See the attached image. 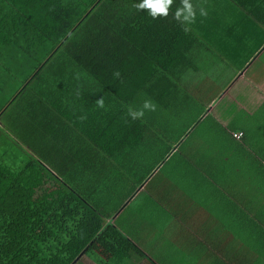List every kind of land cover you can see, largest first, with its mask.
Returning <instances> with one entry per match:
<instances>
[{
	"label": "trees",
	"instance_id": "obj_1",
	"mask_svg": "<svg viewBox=\"0 0 264 264\" xmlns=\"http://www.w3.org/2000/svg\"><path fill=\"white\" fill-rule=\"evenodd\" d=\"M135 2L0 0V86L10 92L0 104V264H124L136 249L109 219L145 176L117 183L110 161L126 163L148 128L129 106L145 98L162 113L190 97L176 77L193 39L173 7L153 19ZM82 121L85 134L73 135Z\"/></svg>",
	"mask_w": 264,
	"mask_h": 264
},
{
	"label": "crops",
	"instance_id": "obj_2",
	"mask_svg": "<svg viewBox=\"0 0 264 264\" xmlns=\"http://www.w3.org/2000/svg\"><path fill=\"white\" fill-rule=\"evenodd\" d=\"M190 2L193 40L176 77L190 97L144 110L138 149L112 157L117 183L145 179L109 221L136 248L124 264H264V0Z\"/></svg>",
	"mask_w": 264,
	"mask_h": 264
},
{
	"label": "clouds",
	"instance_id": "obj_3",
	"mask_svg": "<svg viewBox=\"0 0 264 264\" xmlns=\"http://www.w3.org/2000/svg\"><path fill=\"white\" fill-rule=\"evenodd\" d=\"M172 4L173 0H136L133 7L137 10L146 11L149 17L155 19L157 16H167ZM198 11L200 16H205L207 14L203 7H199ZM172 15L175 20L180 22L184 30H187V26L191 24L195 18L196 10L190 0H179V5L174 9ZM96 103L98 107L104 106L102 99H97ZM154 109L155 104L149 99H145L141 108L134 109L132 106H129L127 108V115L131 119H137L144 115V110Z\"/></svg>",
	"mask_w": 264,
	"mask_h": 264
},
{
	"label": "rangeland",
	"instance_id": "obj_4",
	"mask_svg": "<svg viewBox=\"0 0 264 264\" xmlns=\"http://www.w3.org/2000/svg\"><path fill=\"white\" fill-rule=\"evenodd\" d=\"M20 80L19 79H17L15 82H12L11 84H10V88H12V90H14V89H16L18 86H15L16 84H19L20 82H19ZM31 85V84H30ZM1 88H4L2 85L0 86V104H2V103H4V101L6 100V98L8 97V95H10L9 93V90H1ZM28 88V87H27ZM30 90V89H29ZM2 106V105H1ZM9 108H13V104L11 105V106H9ZM5 115L6 114H4L3 116H1V118H0V123L4 126V127H6V128H8V126H7V124H6V118H5ZM12 134L13 135H15L16 137H19V139L22 141V142H24L25 140L26 141H28V139L27 138H24L22 135H17V133L16 132H12ZM21 138H24V140H22ZM29 142V141H28ZM25 143V142H24ZM99 252H100V250H99ZM81 264H94L92 261H90L87 257H85V256H83L82 258H81Z\"/></svg>",
	"mask_w": 264,
	"mask_h": 264
},
{
	"label": "water",
	"instance_id": "obj_5",
	"mask_svg": "<svg viewBox=\"0 0 264 264\" xmlns=\"http://www.w3.org/2000/svg\"><path fill=\"white\" fill-rule=\"evenodd\" d=\"M82 253V252H81ZM81 253L78 255V257L81 255Z\"/></svg>",
	"mask_w": 264,
	"mask_h": 264
},
{
	"label": "built area",
	"instance_id": "obj_6",
	"mask_svg": "<svg viewBox=\"0 0 264 264\" xmlns=\"http://www.w3.org/2000/svg\"><path fill=\"white\" fill-rule=\"evenodd\" d=\"M236 136H238V135H236Z\"/></svg>",
	"mask_w": 264,
	"mask_h": 264
}]
</instances>
